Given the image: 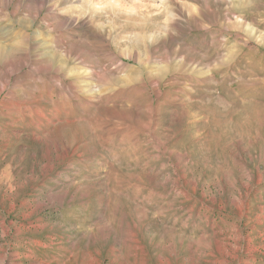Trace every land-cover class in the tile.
<instances>
[{"label": "rangeland", "instance_id": "1", "mask_svg": "<svg viewBox=\"0 0 264 264\" xmlns=\"http://www.w3.org/2000/svg\"><path fill=\"white\" fill-rule=\"evenodd\" d=\"M0 264H264V0H0Z\"/></svg>", "mask_w": 264, "mask_h": 264}]
</instances>
